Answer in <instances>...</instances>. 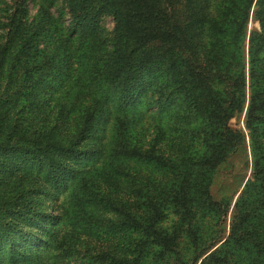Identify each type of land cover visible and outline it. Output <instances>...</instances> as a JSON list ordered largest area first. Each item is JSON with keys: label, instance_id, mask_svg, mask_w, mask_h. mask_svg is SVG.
<instances>
[{"label": "trees", "instance_id": "obj_1", "mask_svg": "<svg viewBox=\"0 0 264 264\" xmlns=\"http://www.w3.org/2000/svg\"><path fill=\"white\" fill-rule=\"evenodd\" d=\"M26 1L0 23V264H264V0H59L58 30ZM83 54L64 132L65 103L38 108ZM237 152L251 171L231 207L210 187ZM59 189L83 212L74 238L37 197Z\"/></svg>", "mask_w": 264, "mask_h": 264}, {"label": "rangeland", "instance_id": "obj_2", "mask_svg": "<svg viewBox=\"0 0 264 264\" xmlns=\"http://www.w3.org/2000/svg\"><path fill=\"white\" fill-rule=\"evenodd\" d=\"M9 3V0H0V23L4 22L5 20V12L7 5ZM56 6L60 8V1L56 0L53 2V4L49 3V0H27L26 1V9H27V16L28 20L32 21H38L41 15H43V10L46 8L47 12H49L55 22H56V29H62L68 22V16L66 15V12L63 11V14H60L56 11ZM61 27V28H60ZM252 27L259 28V23L257 21H253L252 17L250 16L249 22H248V29H251ZM113 29V22L110 17L103 16L102 19L99 22V38L103 39V37H108L110 35V32ZM1 32V29H0ZM59 33V32H58ZM64 31L62 32V37L64 36ZM81 56V55H80ZM78 57H70L68 60V77L65 76V80L62 81V84L59 89L50 91L49 93L45 94V104L38 109V113H41L42 115H48L51 116L53 113V106L56 103V106L58 107V102L65 103L68 107L64 108V118L63 120V127L61 128V131L69 132L70 129L73 128V126L69 123V120L73 119L76 116V110L73 111L70 110V103L72 101H75L76 99L74 96L77 93V87L78 86H84L85 83V75L87 74V68L88 64L92 62L93 56L91 55H84L80 58ZM85 87V86H84ZM248 91V90H247ZM50 99V100H49ZM147 119L141 120L139 123H142L143 127H147L146 124ZM229 125L232 127H238L243 126V116H241L240 120H236L235 118H232L229 121ZM169 137H171L170 133L167 132ZM145 135V133H144ZM109 133H106L103 137L102 142L105 143L108 141ZM172 139H176V137H171ZM87 145L85 143H82L79 145L81 149L85 148ZM164 146V145H163ZM90 155V153H89ZM97 164V161L95 162ZM98 167V166H97ZM91 172L89 173V177L95 176V180L98 178L109 180V178L106 176V171H97L96 169H91ZM251 171V160L250 156L246 158L244 153L237 152L232 154L227 158V160L222 163L213 178L210 192L216 199L221 198H228L232 200L231 207L237 198L240 190L242 189L244 183L250 176ZM131 177V176H130ZM129 177V179H130ZM131 180V179H130ZM132 181V180H131ZM118 188L123 187L120 184H117ZM51 197H41L38 195L37 197L41 199V202L48 205L47 213L55 214L57 216L63 217V222L65 224V229L68 230L69 236L72 235L73 238L75 236V233L78 231L69 230L70 226L66 223V218L68 215H75L72 211H77L78 213H83L80 209L81 207L78 205H75V199L71 198L69 196L68 191L59 189L58 191L52 190L50 191ZM115 195H121L120 192L117 190L113 192ZM69 213V214H67ZM63 214V215H61ZM54 258L47 259V264H54L53 263ZM55 264H78L77 261H73L71 259H63L60 262H56Z\"/></svg>", "mask_w": 264, "mask_h": 264}]
</instances>
